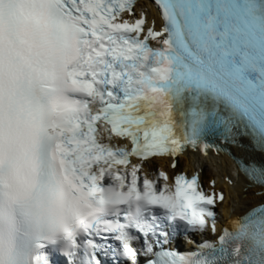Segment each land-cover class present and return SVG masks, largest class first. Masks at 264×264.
<instances>
[{"label": "snow or ice", "instance_id": "6c2138e0", "mask_svg": "<svg viewBox=\"0 0 264 264\" xmlns=\"http://www.w3.org/2000/svg\"><path fill=\"white\" fill-rule=\"evenodd\" d=\"M153 5L0 0V142L33 114L0 264H264V0ZM238 186L261 203L236 216Z\"/></svg>", "mask_w": 264, "mask_h": 264}, {"label": "bare ground", "instance_id": "6f19581e", "mask_svg": "<svg viewBox=\"0 0 264 264\" xmlns=\"http://www.w3.org/2000/svg\"><path fill=\"white\" fill-rule=\"evenodd\" d=\"M239 154V153H238ZM216 161V167H208L204 174V180L205 182L209 179H215L216 186L220 190H224L226 192V204L225 208L228 207L227 199L229 197L230 187L225 182V178H231L233 180H236L237 177L233 174L235 167L233 166L232 162L226 157H215ZM192 169L189 167L187 168V172L190 173ZM259 191V189H253L250 190L247 199L243 200L241 199L244 195L243 187L238 186L235 191L232 192V200L236 202V208L234 215L239 216L242 215V213L249 208H252L254 205L261 203L260 199L258 197H254L252 195L253 192ZM224 215L226 218L230 219L228 212L224 211Z\"/></svg>", "mask_w": 264, "mask_h": 264}]
</instances>
